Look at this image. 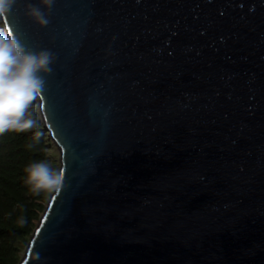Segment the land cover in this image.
Here are the masks:
<instances>
[{"label": "water", "instance_id": "obj_1", "mask_svg": "<svg viewBox=\"0 0 264 264\" xmlns=\"http://www.w3.org/2000/svg\"><path fill=\"white\" fill-rule=\"evenodd\" d=\"M28 3L62 183L18 264H264V0Z\"/></svg>", "mask_w": 264, "mask_h": 264}, {"label": "clouds", "instance_id": "obj_2", "mask_svg": "<svg viewBox=\"0 0 264 264\" xmlns=\"http://www.w3.org/2000/svg\"><path fill=\"white\" fill-rule=\"evenodd\" d=\"M16 3L17 0H0V17L7 16ZM53 3L54 0L28 3L25 15L38 26H46L49 20L43 9ZM54 59L50 50H31L14 32L0 31V135L26 132L37 126L33 102L41 94ZM34 135L38 140L39 132ZM24 173L25 184L34 193L55 190L62 183L58 170L46 160L26 165Z\"/></svg>", "mask_w": 264, "mask_h": 264}, {"label": "trees", "instance_id": "obj_3", "mask_svg": "<svg viewBox=\"0 0 264 264\" xmlns=\"http://www.w3.org/2000/svg\"><path fill=\"white\" fill-rule=\"evenodd\" d=\"M0 31H4L1 20ZM32 110L38 120L35 128L0 135V264H18L35 228L34 221L52 193H34L25 184V166L46 160L52 167H58L51 140L37 115V104H33ZM36 132L40 134L38 140Z\"/></svg>", "mask_w": 264, "mask_h": 264}, {"label": "rangeland", "instance_id": "obj_4", "mask_svg": "<svg viewBox=\"0 0 264 264\" xmlns=\"http://www.w3.org/2000/svg\"><path fill=\"white\" fill-rule=\"evenodd\" d=\"M33 104H37L36 100L33 102ZM37 110H38V107H37ZM38 113H39V112L37 111V115H38ZM51 148H53V152H54V154H55V157H56V159H58L57 150L55 149V147H54L53 145H51ZM57 170H58V167H57ZM45 205H46V202L44 203L43 208L45 207ZM41 213H42V212H41ZM41 213H40V215H41ZM40 215H39V216H40ZM36 222H37V220L34 221V224H36ZM23 252H24V250L21 252L20 258L23 256Z\"/></svg>", "mask_w": 264, "mask_h": 264}, {"label": "bare ground", "instance_id": "obj_5", "mask_svg": "<svg viewBox=\"0 0 264 264\" xmlns=\"http://www.w3.org/2000/svg\"><path fill=\"white\" fill-rule=\"evenodd\" d=\"M51 142V141H50Z\"/></svg>", "mask_w": 264, "mask_h": 264}]
</instances>
